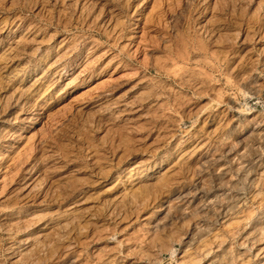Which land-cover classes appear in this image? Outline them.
<instances>
[{
    "label": "rangeland",
    "instance_id": "rangeland-1",
    "mask_svg": "<svg viewBox=\"0 0 264 264\" xmlns=\"http://www.w3.org/2000/svg\"><path fill=\"white\" fill-rule=\"evenodd\" d=\"M263 2L0 0L1 263L37 242L43 251L30 253L34 264H72L58 250L51 258L48 242L56 245L66 236L78 264H128L126 253L137 257L135 264H205L199 242L228 264H239V252L248 248L246 258L255 263L257 250L242 244L241 230L226 237L222 251L212 234L224 233L223 221L238 202L247 223L264 220V201L253 194L264 188L257 179L264 170ZM255 125L261 130L257 134L251 131ZM212 156L217 161L208 163ZM139 163L169 168V204H162L158 191L144 203L134 202L133 187L144 183L133 170ZM209 199L218 204L202 224L191 227ZM156 222L170 225L153 230ZM42 232L48 236L37 241ZM223 250L230 253L225 258Z\"/></svg>",
    "mask_w": 264,
    "mask_h": 264
},
{
    "label": "bare ground",
    "instance_id": "bare-ground-1",
    "mask_svg": "<svg viewBox=\"0 0 264 264\" xmlns=\"http://www.w3.org/2000/svg\"><path fill=\"white\" fill-rule=\"evenodd\" d=\"M139 1V0H138ZM214 1V0H213ZM245 1V0H244ZM247 1V0H246ZM11 2V1H10ZM43 2V1H42ZM86 2V1H85ZM136 2V1H135ZM255 2V1H254ZM72 3H73V1H72ZM237 3V2H236ZM258 3V2H257ZM264 3V2H263ZM238 4V3H237ZM18 5V4H17ZM236 5V4H235ZM243 5V4H242ZM37 6V5H36ZM35 6V7H36ZM230 6V5H229ZM234 6V5H233ZM232 6V7H233ZM240 6V5H239ZM34 7V6H33ZM42 7V6H41ZM77 7H79V6H77ZM139 7V6H138ZM253 7V6H252ZM261 7V6H260ZM30 8V7H29ZM40 8V7H39ZM38 8V9H39ZM80 8V7H79ZM84 9V8H83ZM233 9V8H232ZM239 9V8H238ZM242 9V8H241ZM43 10V9H42ZM137 10H138V8H137ZM41 11V10H40ZM140 11V10H139ZM144 12V11H143ZM259 12H261L260 10H259ZM74 14H76V13H74ZM207 16V15H206ZM96 17V16H95ZM98 17V16H97ZM100 20V19H99ZM106 21V20H105ZM108 21V20H107ZM203 21V20H202ZM207 21V20H206ZM205 22V21H204ZM262 22H264L263 20H262ZM20 23V22H19ZM208 24V23H207ZM201 26V25H200ZM6 27V26H5ZM34 27V26H33ZM205 27V26H204ZM24 28V27H23ZM31 28V27H30ZM29 28V29H30ZM203 28V27H202ZM201 28V29H202ZM28 29V30H29ZM206 29V28H205ZM205 29H203V30H205ZM210 29V28H209ZM17 30V29H16ZM19 30V29H18ZM26 30V29H25ZM207 30H208V27H207ZM210 31V30H209ZM212 31V30H211ZM216 31V30H215ZM18 33V32H17ZM20 33V32H19ZM45 34V33H44ZM206 34H207V32H206ZM212 34V33H211ZM217 34H218V32H217ZM29 35V34H28ZM205 35V34H204ZM210 35V34H209ZM21 36V35H20ZM43 36V35H42ZM203 36V35H202ZM215 36V35H214ZM3 37V36H2ZM27 37V36H26ZM35 37V36H34ZM55 37V36H54ZM210 37V36H209ZM208 37V38H209ZM30 38V37H29ZM39 38V37H38ZM21 39V38H20ZM34 40V39H33ZM1 41V40H0ZM66 41V40H65ZM235 41V40H234ZM62 42V41H61ZM40 43V42H39ZM45 43V42H44ZM49 43V42H48ZM47 43V44H48ZM61 44H63V43H61ZM55 45V44H54ZM93 46V45H92ZM49 47V46H48ZM63 47H65V46H63ZM37 48V47H36ZM29 49V48H28ZM31 49V48H30ZM38 49H39V47H38ZM44 49V48H43ZM90 49V48H89ZM57 50V49H56ZM63 50V49H62ZM45 51V50H44ZM38 53V52H37ZM248 54V53H247ZM261 54H262V52H261ZM71 55V54H70ZM34 56V55H33ZM36 56V55H35ZM39 56V55H38ZM45 56V55H44ZM56 56V55H55ZM69 56V55H68ZM67 56V57H68ZM64 58V57H63ZM13 60V59H12ZM55 63V62H54ZM58 64V63H57ZM60 64V63H59ZM53 67V66H52ZM85 67V66H84ZM84 69V68H83ZM240 70H242V69H240ZM58 71V70H57ZM62 72V71H61ZM86 72V71H85ZM180 72V71H179ZM81 73H82V71H81ZM247 73V72H246ZM250 73H251V71H250ZM60 74V73H59ZM177 74V73H176ZM252 74H253V72H252ZM62 75V74H61ZM76 75V74H75ZM62 76H64V75H62ZM183 76V75H182ZM244 76V75H243ZM249 76V75H248ZM251 76V75H250ZM238 77V76H237ZM7 78V77H6ZM11 78V77H10ZM70 78V77H69ZM73 78H74V76H73ZM72 78V79H73ZM181 78V77H180ZM179 78V79H180ZM251 78V77H250ZM257 78H258V76H257ZM71 79V80H72ZM230 79V78H229ZM247 79H249V78H247ZM182 80V79H181ZM180 80V81H181ZM241 80V79H240ZM239 80V81H240ZM252 80V79H251ZM182 81H184V80H182ZM258 81V80H257ZM245 82V81H244ZM142 83V82H141ZM248 83V82H247ZM250 83H251V81H250ZM254 83V82H253ZM253 83H251V84H253ZM259 84V83H258ZM139 85V84H138ZM147 85V84H146ZM256 85V84H255ZM134 86V85H133ZM251 86V85H250ZM253 86H254V84H253ZM144 87V86H143ZM244 87V86H243ZM255 87V86H254ZM141 89V88H140ZM144 89V88H143ZM255 89H256V87H255ZM100 90V89H99ZM103 90V89H102ZM101 90V91H102ZM105 90V89H104ZM257 90V89H256ZM74 91V90H73ZM142 91V90H141ZM214 91V90H213ZM71 92V91H70ZM98 92V91H97ZM219 92V91H218ZM109 93V92H108ZM113 93V92H112ZM128 93V92H127ZM137 93V92H136ZM141 92H139V94H140ZM214 93V92H213ZM217 93V92H216ZM109 94H111V93H109ZM106 95H107V93H106ZM127 95V94H126ZM105 96V95H104ZM103 96V97H104ZM118 96V95H117ZM219 96H220V94H219ZM14 97V96H13ZM125 97V96H124ZM129 97V96H128ZM142 97V96H141ZM161 97V96H160ZM221 97V96H220ZM219 97V99H221ZM228 97V96H227ZM140 98V97H139ZM143 98V97H142ZM141 98V99H142ZM145 98V97H144ZM212 98V97H211ZM217 98H218V95H217ZM216 98V99H217ZM104 99V98H103ZM109 99H110V97H109ZM130 99V98H129ZM134 99V98H133ZM132 99V100H133ZM136 99H138V98H136ZM135 99V101H137ZM209 99V98H208ZM97 100V99H96ZM100 100V99H99ZM123 100V99H122ZM119 101V100H118ZM139 101V100H138ZM158 101V100H157ZM218 101H221V100H218ZM126 102H127V100H126ZM153 102H156L155 100L153 101ZM208 102V101H207ZM230 102V101H229ZM119 103H121V102H119ZM123 103V102H122ZM124 105H125V103H124ZM124 105H122V106H124ZM127 105V104H126ZM132 105V104H131ZM130 105V106H131ZM154 105V104H153ZM233 105H235V104H233ZM116 106V105H115ZM128 106V105H127ZM134 106V105H133ZM117 107V106H116ZM132 107V106H131ZM143 107V106H142ZM141 107V108H142ZM130 109H132V108H130ZM214 109V108H213ZM137 110V109H136ZM211 110V109H210ZM207 111H208V109H207ZM209 112H211V111H208V113ZM219 112V111H218ZM22 113V112H21ZM126 113V112H125ZM138 113V112H137ZM207 113V114H208ZM253 113V112H252ZM26 114H27V112H26ZM244 114V113H243ZM28 115V114H27ZM125 115V114H124ZM127 115H128V117L129 116H133V110H130V111H128L127 112ZM126 115V116H127ZM209 115V114H208ZM218 115V114H217ZM259 115V114H258ZM146 116V115H145ZM175 116V115H174ZM177 116V115H176ZM223 116V115H222ZM256 116V115H255ZM147 117V116H146ZM220 117V116H219ZM225 117V116H224ZM127 118V117H126ZM206 118V117H205ZM247 118H248V116H247ZM260 118H261V116H260ZM128 119V118H127ZM136 119V118H135ZM219 119V118H218ZM255 119V118H254ZM253 119V120H254ZM139 120V119H138ZM178 120V119H177ZM208 120H209V118H208ZM224 120V119H223ZM247 120H249V119H247ZM252 120V119H251ZM18 121V120H17ZM175 121V120H174ZM173 121V122H174ZM225 121V120H224ZM233 121V120H232ZM239 121V120H238ZM125 122V121H124ZM214 122V121H213ZM222 122V121H221ZM240 122V121H239ZM135 123V122H134ZM211 123V122H210ZM209 123V124H210ZM220 123V122H219ZM235 123V122H234ZM259 123V122H258ZM262 123V122H261ZM217 124V123H216ZM238 124V123H237ZM257 124V123H256ZM263 124V123H262ZM130 125V124H129ZM135 125V124H134ZM219 125V124H218ZM232 125V124H231ZM228 126V125H227ZM245 126V125H244ZM169 127H170V125H169ZM226 127V126H225ZM237 127V126H236ZM235 127V128H236ZM137 128V127H136ZM213 128V127H212ZM220 128V127H219ZM224 128V127H223ZM222 128V129H223ZM241 128H244V127H241ZM240 128V129H241ZM252 128V127H251ZM263 128V127H262ZM169 129V128H168ZM174 129V128H173ZM221 129V130H222ZM231 129V128H230ZM229 129V130H230ZM218 129H216L215 130V133H217L216 131H217ZM224 130V129H223ZM227 130V129H226ZM166 131V130H165ZM212 131H214L213 129H212ZM235 131V130H234ZM239 131V130H238ZM245 131V130H244ZM253 133H256L257 134V132L259 131V125H255V126H253V128H252V130H251ZM261 131V130H260ZM259 131V132H260ZM130 132V131H129ZM202 132V131H201ZM231 132H233V131H231ZM176 133V132H175ZM214 133V134H215ZM228 133V132H227ZM244 133V132H243ZM249 133V132H248ZM170 134V133H169ZM200 134V133H199ZM222 134H223V132H222ZM229 134V133H228ZM233 134V133H232ZM235 134V133H234ZM239 134V133H238ZM241 134V133H240ZM261 133H259V135H260ZM176 135H178V134H176ZM181 135V134H180ZM184 135V134H183ZM188 135V134H187ZM213 135V134H212ZM247 135V134H246ZM245 135V136H246ZM250 135H251V132H250ZM262 135V134H261ZM163 136V135H162ZM169 136V135H168ZM193 136V135H192ZM203 136V135H202ZM229 136H230V134H229ZM233 136V135H232ZM237 136V135H236ZM236 136H235V138H236ZM244 136V137H245ZM264 136V135H263ZM186 137V136H185ZM225 137V136H224ZM249 137V136H248ZM189 138H190V136H189ZM197 138V137H196ZM215 138V137H214ZM231 138V137H230ZM245 138H247V137H245ZM254 138V137H253ZM175 139V138H174ZM200 139V138H199ZM233 139H234V137H233ZM250 139V138H249ZM260 139V138H259ZM168 140V139H167ZM236 140V139H235ZM244 140V139H243ZM253 140V139H252ZM164 141V140H163ZM162 141V142H163ZM185 141V140H184ZM191 141V140H190ZM200 141V140H199ZM201 141H202V139H201ZM205 141H207V140H205ZM217 141V140H216ZM227 141V140H226ZM253 141H255V140H253ZM257 141V140H256ZM11 142V141H10ZM43 142V141H42ZM176 142V141H175ZM186 142V141H185ZM214 142V141H213ZM237 142V141H236ZM262 142V141H261ZM166 143V142H165ZM183 143V142H182ZM189 143V142H188ZM194 143V142H193ZM192 143V144H193ZM205 143V142H204ZM263 143V142H262ZM6 144V143H5ZM44 144V143H43ZM187 144V143H186ZM207 144V143H206ZM253 144V143H252ZM257 144V143H256ZM9 145H10V143H9ZM150 145V144H149ZM155 145V144H154ZM202 145V144H201ZM200 145V146H201ZM205 145V144H204ZM239 145V144H238ZM170 146V145H169ZM233 146V145H232ZM234 146H236V145H234ZM262 146H264V145H262ZM150 147V146H149ZM181 147V146H180ZM188 147V146H187ZM194 147V146H193ZM224 147V146H223ZM228 147V146H227ZM230 147V146H229ZM255 147V146H254ZM236 148V147H235ZM128 149V148H127ZM132 149V148H131ZM153 149V148H152ZM191 149H192V147H191ZM215 149V148H214ZM237 149V148H236ZM250 149V148H249ZM255 149H256V147H255ZM258 149V148H257ZM260 149V148H259ZM46 150V149H45ZM154 150V149H153ZM199 150V149H198ZM233 150H235V149H233ZM189 151H190V149H189ZM197 151V150H196ZM213 151V150H212ZM211 151V152H212ZM3 152V151H2ZM46 152V151H45ZM173 152V151H172ZM182 152V151H181ZM150 153V152H149ZM169 153H170V151H169ZM188 153V152H187ZM216 153H217V151H216ZM259 153V152H258ZM153 154V153H152ZM227 154V153H226ZM122 155V154H121ZM129 155V154H128ZM146 155V154H145ZM192 155V154H191ZM198 155V154H197ZM214 155H215V153H214ZM247 155V154H246ZM255 155V154H254ZM257 155V154H256ZM262 155V154H261ZM141 156V155H140ZM164 156H166V154L164 155ZM181 156V155H180ZM57 157V156H56ZM154 157V156H153ZM186 157V156H185ZM184 157V158H185ZM203 157V156H202ZM207 157V156H206ZM42 158V157H41ZM130 158V157H129ZM146 158V157H145ZM193 158V157H192ZM224 158V157H223ZM244 158V157H243ZM246 158V157H245ZM259 158V157H258ZM54 159V158H53ZM136 159V158H135ZM144 159V158H143ZM179 159V158H178ZM235 159V158H234ZM247 159V158H246ZM248 159H250L249 157H248ZM130 160V159H129ZM137 160V159H136ZM145 160V159H144ZM155 160V159H154ZM174 160V159H173ZM220 160V159H219ZM11 161V160H10ZM161 161V160H160ZM164 161V160H163ZM206 161L209 163H214L215 161H217L216 160V158H215V156H212L211 158H206ZM241 161V160H240ZM27 162V161H26ZM44 162V161H43ZM189 162V161H188ZM254 162H257V160L256 161H254ZM53 163V162H52ZM133 163V162H132ZM143 163H145V162H143ZM154 163H156V162H154ZM207 163V164H208ZM240 163V162H239ZM262 163V162H261ZM46 164V163H45ZM166 164V163H165ZM186 164V163H185ZM207 164H206V166H207ZM229 164V163H228ZM246 164H247V162H246ZM258 164H260V163H258ZM263 164V163H262ZM124 165H127V164H124ZM131 165V164H130ZM156 165V164H155ZM172 165V164H171ZM181 165V164H180ZM213 165V164H212ZM220 165V164H219ZM225 165V164H224ZM241 165V164H240ZM261 165V164H260ZM144 166V165H143ZM154 166V165H153ZM191 166V165H190ZM198 166V165H197ZM196 166V167H197ZM205 166V167H206ZM254 166V165H253ZM126 167V166H125ZM132 167V166H131ZM180 167V166H179ZM189 167V166H188ZM195 167V168H196ZM223 167V166H222ZM226 167V166H225ZM228 167V166H227ZM237 167V166H236ZM240 167V166H239ZM258 167V166H257ZM263 167V166H262ZM182 168V167H181ZM184 168V167H183ZM242 168V167H241ZM169 168L168 167H162V165L161 166H155L154 168H152V169H147L146 167H144V168H142V165H140V163L139 164H136V165H134V169L133 170H135V174L137 175L136 176V178H137V180H138V182H144V183H141V184H137V186L136 187H133L134 189H133V191L131 192V196H133V198H134V200H132V201H134V202H136V203H144L148 198H149V196L153 193V191H158V195L159 196H161L162 197V204L163 205H165L166 203H168L169 204V202H170V200H171V197H170V195L172 194H170V192H171V190L169 189V187L170 186H172L173 184H171L170 185V183H172L171 181H170V179H169V176H168V173H169V170H168ZM205 169V168H204ZM207 169V168H206ZM219 169V168H218ZM221 169V168H220ZM247 168H245L244 170H246ZM46 170V169H45ZM123 170V169H122ZM130 170V169H129ZM208 170V169H207ZM206 170V171H207ZM258 170V169H257ZM121 171V170H120ZM125 171V170H124ZM131 171V170H130ZM175 171V170H174ZM187 171V170H186ZM194 171V170H193ZM202 170L201 169H198V175L200 174H202V172H201ZM235 171V170H234ZM256 171V170H255ZM254 172V171H253ZM126 173V172H125ZM175 173V172H174ZM216 173V172H215ZM227 173H229V172H227ZM250 173H252V172H250ZM34 174V173H33ZM127 174V173H126ZM171 174H173V173H171ZM188 174V173H187ZM190 174V173H189ZM232 174V173H231ZM243 174H245V173H243ZM132 175V174H131ZM125 176V175H124ZM192 176H193V174H192ZM207 176V175H206ZM206 176H205V179H206ZM230 176V175H229ZM36 177V176H35ZM46 177V176H45ZM52 177V176H51ZM173 177V176H172ZM175 177H177V176H175ZM248 177V176H247ZM43 178V177H42ZM41 178V179H42ZM48 178V177H47ZM113 178H115V177H113ZM130 178V177H129ZM191 178V177H190ZM193 178V177H192ZM225 178V177H224ZM237 178V177H236ZM244 179H246L245 178V176L243 177ZM46 179V178H45ZM122 179V178H121ZM186 179V178H185ZM234 179V178H233ZM253 179H255V178H253ZM257 179L260 181V182H262L263 183V185H264V170H259L258 172H257ZM49 180V179H48ZM120 180V179H119ZM220 180V179H219ZM231 180V179H230ZM256 180V179H255ZM24 181V180H23ZM28 181V180H27ZM46 181V180H45ZM114 181V180H113ZM112 181V182H113ZM116 181V180H115ZM122 181V180H121ZM133 181V180H132ZM197 181V180H196ZM222 181V180H221ZM245 181V180H244ZM173 182H175V181H173ZM200 182V181H199ZM202 182V181H201ZM209 182V181H208ZM236 182V181H235ZM247 182V181H246ZM48 183V182H47ZM64 183V182H63ZM116 183V182H115ZM179 183H180V180H179ZM196 183V182H195ZM198 183V182H197ZM130 184V183H129ZM134 184H135V182H134ZM184 184V183H183ZM193 184V183H192ZM203 184V183H202ZM205 184V183H204ZM208 184V183H207ZM212 184V183H211ZM221 184V183H220ZM233 184V183H232ZM254 184H256V183H254ZM259 184V183H258ZM27 185H30V184H27ZM47 185H49V184H47ZM262 185V184H261ZM262 185V186H263ZM57 186V185H56ZM61 186V185H60ZM105 186V185H104ZM103 186V187H104ZM108 186V185H107ZM120 186V185H119ZM223 186V185H222ZM256 186H257V184H256ZM259 186V185H258ZM48 187V186H47ZM52 187V186H51ZM75 187V186H74ZM87 187V186H86ZM132 187V186H131ZM213 187V186H212ZM34 188V187H33ZM55 188V187H54ZM59 188V187H58ZM84 188V187H83ZM90 188V187H89ZM129 188V187H128ZM193 188V187H192ZM223 188V187H222ZM67 189V188H66ZM78 189V188H77ZM105 189V188H104ZM116 189V188H115ZM195 189V188H194ZM125 190V189H124ZM129 190V189H128ZM127 190V191H128ZM207 190V189H206ZM245 190V189H244ZM17 191V190H16ZM45 191H46V189H45ZM199 191V190H198ZM253 191V190H252ZM48 192V191H47ZM46 192V193H47ZM79 192V191H78ZM121 192V191H120ZM129 192H130V190H129ZM210 192V191H209ZM220 192H222V191H220ZM219 192V193H220ZM234 192V191H233ZM254 192V191H253ZM45 193V192H44ZM66 193V192H65ZM82 193V192H81ZM103 193H104V191H103ZM180 193V192H179ZM199 193V192H198ZM252 193V192H251ZM119 194V193H118ZM156 194V193H155ZM218 194V193H217ZM253 194H255L254 196L255 197H259L260 196V198H262V201H264V188H261L260 189V187H259V189L258 188H255V192L253 193ZM43 195V194H42ZM79 195V194H78ZM77 195V196H78ZM84 195V194H83ZM106 195V194H105ZM178 195V194H177ZM219 195V194H218ZM104 196V195H103ZM119 196V195H118ZM118 196H116V197H118ZM179 196V195H178ZM181 196H184L183 195V193L180 195V198H181ZM188 196V195H187ZM206 196V195H205ZM225 196V195H224ZM227 196V195H226ZM237 196V195H236ZM243 196V195H242ZM42 197V196H41ZM40 197V198H41ZM44 197V196H43ZM100 197V196H99ZM128 197V196H127ZM156 197V196H155ZM215 197V196H214ZM214 197H212V198H214ZM216 197H218V196H216ZM221 197V196H220ZM39 198V197H38ZM71 198V197H70ZM75 198V197H74ZM159 198V197H158ZM178 198V197H177ZM246 198V197H245ZM98 199V198H97ZM103 199H104V197H103ZM121 199V198H120ZM123 199V198H122ZM128 199V198H127ZM153 199V198H152ZM173 199V198H172ZM182 199V198H181ZM185 199H186V196H185ZM198 199V198H197ZM196 199V200H197ZM203 199V198H202ZM207 199V198H206ZM218 199V198H217ZM222 199V198H221ZM55 200V199H54ZM76 200V199H75ZM79 200H80V198H79ZM83 200V199H82ZM89 200H91V199H89ZM102 200V199H101ZM115 200V199H114ZM178 200V199H177ZM210 200V199H209ZM69 201H70V199H69ZM87 201V200H86ZM92 201V200H91ZM94 201V200H93ZM131 201V200H130ZM230 201V200H229ZM244 201V200H243ZM248 201V200H247ZM253 201V200H252ZM255 201H256V199H255ZM67 202V201H66ZM65 202V203H66ZM77 202V201H76ZM85 202V201H84ZM98 202V201H97ZM186 202V201H185ZM203 202V201H202ZM226 202V201H225ZM246 202V201H245ZM258 202V201H257ZM45 203V202H44ZM80 203V202H79ZM79 203H78V205H79ZM96 203V202H95ZM94 203V204H95ZM105 203V202H104ZM118 203V202H117ZM125 203V202H124ZM152 203V202H151ZM154 203V202H153ZM194 203H195V201H194ZM200 203V202H199ZM262 203H264V202H262ZM262 203H261V205H262ZM35 204V203H34ZM70 204V203H69ZM101 204V203H100ZM106 204H108V203H106ZM112 204V203H111ZM127 204V203H126ZM167 204V205H168ZM186 204H188V203H186ZM201 204V203H200ZM218 203H217V201L216 200H210V201H208V202H206V203H204V205L203 206H201V208H200V210H199V214L197 215L198 216V218H195L194 220H192V222H190L191 224H189V225H191V227H197L198 225H199V223H201L204 219H205V215H207L206 213H208L212 208L214 209L215 208V206L217 205ZM233 204V203H232ZM241 204L242 203H236L234 206H232V208H230V210H231V212H229V216H227L226 217V219H224V221H223V227H222V230H223V232L224 233H220V232H214L213 234H212V239H213V241H214V243H216V247L217 248H219L220 249V251H222V247H223V245L225 244V242H226V237L228 236V235H231L235 230H241L243 233H244V240H243V242H242V244L243 245H245L246 243L247 244H250V246H253L257 251H255V252H257L256 253V255H257V258H258V260L255 262V263H250L249 262V260H248V258H246L247 257V253H246V250L248 249H244V250H242L241 252H239V256H240V258H241V260H240V262H239V264H264V220L261 222V224L260 223H253V225H250L249 223H247L246 222V215L247 214H244V209H242V206H241ZM248 204V203H247ZM86 205V204H85ZM88 205V204H87ZM86 205V206H87ZM117 205V204H116ZM129 205V204H128ZM136 205H139V204H136ZM194 205V204H193ZM226 205V204H225ZM246 205V204H245ZM10 206V205H9ZM71 206V205H70ZM84 206V205H83ZM115 206V205H114ZM151 206V205H150ZM255 206V205H254ZM254 206H252V207H254ZM39 207V206H38ZM88 207V206H87ZM102 207V206H101ZM109 207V206H108ZM143 207V206H142ZM194 207V206H193ZM198 207V206H197ZM227 207V206H226ZM264 207V206H263ZM45 208V207H44ZM43 208V209H44ZM145 208V207H144ZM188 208V207H187ZM217 208H219V207H217ZM247 208V207H246ZM32 209V208H31ZM36 209V208H35ZM39 209V208H38ZM68 209V208H67ZM98 209V208H97ZM107 209H109V208H107ZM120 209V208H119ZM130 209V208H129ZM168 209V208H167ZM171 209V208H170ZM250 209V208H249ZM60 210V209H59ZM66 210V209H65ZM75 210V209H74ZM85 210H87V209H85ZM84 210V211H85ZM90 210V209H89ZM100 210V209H99ZM134 210V209H133ZM185 210V209H184ZM183 210V211H184ZM190 210H192V209H190ZM251 210V209H250ZM27 211V210H26ZM39 211V210H38ZM73 211V210H72ZM92 211V210H91ZM109 211V210H108ZM112 211V210H111ZM114 211V213H115V209L113 210ZM117 211V210H116ZM172 211H173V209H172ZM246 211H247V209H246ZM31 212V211H30ZM46 212V211H45ZM54 212V211H53ZM74 212V211H73ZM86 212V211H85ZM93 212V211H92ZM104 212V211H103ZM136 212V211H135ZM134 212V213H135ZM162 212V211H161ZM174 212H175V210H174ZM112 213V212H111ZM132 213V212H131ZM140 213H142V212H140ZM159 213V212H158ZM227 213V212H226ZM252 213H253V210H252ZM262 213V212H261ZM51 214V213H50ZM101 214V213H100ZM107 214V213H106ZM122 214V213H121ZM127 214H128V212H127ZM21 215V214H20ZM40 215V214H39ZM49 215V214H48ZM78 215H79V213H78ZM87 215V214H86ZM92 215V214H91ZM104 215V214H103ZM118 215H120V214H118ZM149 215V214H148ZM170 215V214H169ZM225 215V214H224ZM251 215V214H250ZM257 215V214H256ZM34 216H35V214H34ZM37 216V215H36ZM46 216H47V214H46ZM81 216V215H80ZM106 216V215H105ZM125 216V215H124ZM142 216V215H141ZM146 216V215H145ZM184 216V215H183ZM210 216V215H209ZM66 217V216H65ZM79 217V216H78ZM77 217V218H78ZM95 217V216H94ZM120 217V216H119ZM121 217H122V215H121ZM164 217V216H163ZM13 218V217H12ZM16 218V217H15ZM29 218H30V216H29ZM32 218H33V216H32ZM35 218V217H34ZM74 218H75V216H74ZM73 218V219H74ZM76 218V219H77ZM82 218V217H81ZM130 218V217H129ZM133 218V217H132ZM167 218V217H166ZM211 218V217H210ZM250 218V217H249ZM52 219V218H51ZM57 219V218H56ZM62 219V218H61ZM75 219V220H76ZM141 219V218H140ZM144 219V218H143ZM163 220L165 219V218H162ZM168 219V218H167ZM257 219V218H256ZM259 219V218H258ZM15 220V219H14ZM22 220V219H21ZM20 220V221H21ZM25 220V219H24ZM88 220V219H87ZM115 220V219H114ZM129 220V219H128ZM159 220V219H158ZM161 220V219H160ZM162 220V221H163ZM207 220V219H206ZM72 221V220H71ZM116 221V220H115ZM124 221V220H123ZM127 221V220H126ZM125 221V222H126ZM140 221V220H139ZM209 221V220H208ZM211 221V220H210ZM34 222V221H33ZM38 222V221H37ZM46 222H48V221H46ZM53 222V221H52ZM63 222V221H62ZM96 222V221H95ZM106 222V221H105ZM132 222V221H131ZM169 222V221H168ZM182 223L184 222L185 223V218H182V221H181ZM31 223V222H30ZM92 223V222H91ZM108 223V222H107ZM121 223V222H120ZM164 223V222H163ZM163 223H161V222H156L155 224H154V226H153V230H158V229H160V228H162V229H165V228H167L169 225H170V223L168 224V223H166V224H163ZM12 224H13V222H12ZM31 224H33V223H31ZM43 224V223H42ZM56 224V223H55ZM86 224V223H85ZM90 224V223H89ZM102 224V223H101ZM101 224H99V225H101ZM110 224V223H109ZM129 224V223H128ZM148 224H149V222H148ZM175 224V223H174ZM202 224V223H201ZM10 225V224H9ZM27 225H28V223H27ZM63 225L67 228V226L69 225V221H65L64 223H63ZM75 225V224H74ZM221 225V224H220ZM39 226V225H38ZM55 226V225H54ZM79 226V225H78ZM91 226V225H90ZM102 226V225H101ZM110 226V225H109ZM152 226V225H151ZM222 226V225H221ZM0 227H1V225H0ZM3 227V226H2ZM105 227V226H104ZM111 227V226H110ZM203 227V226H202ZM211 227V226H210ZM31 228V227H30ZM171 228H172V226H171ZM183 228H185V227H183ZM29 229V228H28ZM36 229V228H35ZM45 229V228H44ZM43 229V230H44ZM109 229V228H108ZM113 229V228H112ZM130 229H132V228H130ZM139 229V228H138ZM144 229V228H143ZM147 229V228H146ZM145 229V230H146ZM178 229V228H177ZM6 230V229H5ZM64 230V229H63ZM81 230H83V228H81ZM117 230V229H116ZM149 230H151V229H149ZM171 230V229H170ZM180 230V229H179ZM187 230V229H186ZM221 230V231H222ZM3 231V230H2ZM24 231V230H23ZM73 231V230H72ZM130 231V230H129ZM174 231V230H173ZM6 232V231H5ZM14 232V231H13ZM35 232V231H34ZM75 232V231H74ZM163 232V231H162ZM170 232V231H169ZM194 232V231H193ZM7 233V232H6ZM17 233V232H16ZM19 233V232H18ZM66 233V232H65ZM76 233H77V231H76ZM101 233V232H100ZM106 233V232H105ZM108 233V232H107ZM154 233H156V232H154ZM161 233V232H160ZM168 233V232H167ZM173 233V232H172ZM179 233H181V232H179ZM116 234V233H115ZM125 234V233H124ZM134 234V233H133ZM143 234V233H142ZM34 235V234H33ZM56 235V234H55ZM54 235V236H55ZM64 235V234H63ZM118 235V234H117ZM145 235V234H144ZM164 235H165V233H164ZM163 235V236H164ZM170 235V234H169ZM177 235V234H176ZM243 235V234H242ZM47 237L48 236V233L46 234H44L43 232L41 233V234H38V236H37V241H39L42 237ZM82 237H83V235H81ZM123 236V235H122ZM153 236V235H152ZM166 236V235H165ZM164 236V237H165ZM206 236V235H205ZM63 237H65V236H63ZM113 237V236H112ZM157 237V236H156ZM159 237V236H158ZM168 237V236H167ZM185 237V236H184ZM200 237H202V236H200ZM199 237V238H200ZM207 237V236H206ZM20 238V237H19ZM73 238V237H72ZM103 238V237H102ZM140 238V237H139ZM170 238H172V237H170ZM174 238V237H173ZM193 238V237H192ZM232 238V237H231ZM2 239V238H1ZM59 239H61V238H59ZM70 239V238H69ZM68 239V236H66L65 237V239L63 240V241H61L60 243H57L56 245L54 244V241L53 242H51V243H49L48 242V244L50 245V250H51V258H53L54 257V255L55 254H59L60 256H68V257H70L71 258V263L72 264H78V261H79V256L77 255H75V250H74V248H72L73 246H72V244H71V242H70V240ZM90 239V238H89ZM138 239V238H137ZM168 239V238H167ZM177 239H179V238H177ZM176 239V240H177ZM182 239H183V237H182ZM48 240V239H47ZM80 240V239H79ZM95 240V239H94ZM153 240V239H152ZM163 240V239H162ZM200 240V239H199ZM78 241V240H77ZM103 241V240H102ZM159 241V240H158ZM168 241V240H167ZM184 241V240H183ZM111 242H113V241H111ZM153 242V241H152ZM161 242V241H160ZM174 242V241H173ZM179 242V241H178ZM181 242H182V240H181ZM198 242V241H197ZM207 242V241H206ZM209 242V241H208ZM2 243V242H1ZM21 243V242H20ZM103 243V242H102ZM116 243V242H115ZM24 244V243H23ZM41 244V243H40ZM80 244V243H79ZM87 244V243H86ZM125 244V243H124ZM126 244H128L127 243V241H126ZM142 244V243H141ZM151 244V243H150ZM159 244V243H158ZM164 244V243H163ZM172 244V243H171ZM178 244V243H177ZM182 244V243H181ZM229 244V243H228ZM246 244V245H247ZM16 245V244H15ZM74 245V244H73ZM98 245V244H97ZM114 245V244H113ZM120 245V244H119ZM140 245V244H139ZM138 245V246H139ZM175 245V244H174ZM197 245V244H196ZM207 245V244H206ZM211 245V244H210ZM243 245H241V247H243ZM245 245V246H246ZM44 246V245H43ZM75 246H77V245H75ZM79 246V245H78ZM103 246V245H102ZM141 246V245H140ZM159 246V245H158ZM170 246H172V245H170ZM193 246V245H192ZM212 246V245H211ZM214 246V247H215ZM226 246H227V244H226ZM248 246V245H247ZM4 247V246H3ZM8 247H10V246H8ZM82 247V246H81ZM111 247V246H110ZM136 247V246H135ZM147 247V246H146ZM160 247V246H159ZM175 247V246H174ZM174 247L172 248V249H174ZM198 250H199V253L201 254V255H203V257L204 258H206L207 260H206V263L205 262H203V263H205V264H228L226 261H224L222 258H213V256L211 255V252H210V250H208L206 247H205V245H203V243H200L199 242V245H198ZM214 247H213V249H214ZM228 247V246H227ZM128 248V247H127ZM144 248V247H143ZM169 248H171V247H169ZM190 248V247H189ZM251 248V247H250ZM14 249V248H13ZM100 249V248H99ZM147 249V248H146ZM154 249V248H153ZM165 249H167V248H165ZM187 249V248H186ZM226 249V248H225ZM240 249V248H239ZM238 249V250H239ZM58 250V252L57 253H55L56 251ZM88 250V249H87ZM97 250V249H96ZM101 250V249H100ZM104 250V249H103ZM111 250V249H110ZM118 250V249H117ZM129 250V249H128ZM148 250V249H147ZM169 250V249H168ZM237 250V251H238ZM249 250V249H248ZM41 251H43V247L42 246H40L37 242H33V244H28V245H24L21 249H20V251H19V253L17 254V255H15V256H13L12 258H11V261H10V263H4V264H34L36 261H37V259H36V261L34 262L33 261V257H31L30 256V253L31 252H34V254H33V256L35 255V254H39ZM94 251V250H93ZM99 251V250H98ZM148 251H150V250H148ZM166 251V250H165ZM173 251V250H172ZM171 250H170V252H172ZM184 251H187V250H184ZM192 251V250H191ZM224 251V253H223V257L225 258V256H227L228 255V253H227V251L228 250H223ZM8 252V251H7ZM90 252V251H89ZM120 252H121V250H120ZM122 252H124L123 250H122ZM138 252H141V251H138ZM153 252V251H152ZM168 252V251H167ZM196 252V251H195ZM253 252V251H252ZM255 252H254V254H255ZM5 253V252H4ZM81 253H83V252H81ZM104 253V252H103ZM172 253H174V251L172 252ZM183 253H185V255H186V252H183ZM234 253V252H233ZM237 253V252H236ZM249 253V252H248ZM49 254V253H48ZM87 254V253H86ZM102 254V253H101ZM100 254V255H101ZM145 254V253H144ZM154 254V253H153ZM230 254V253H229ZM105 255V254H104ZM108 255V254H107ZM117 255V254H116ZM118 255H119V253H118ZM122 255H124V254H122ZM122 255L120 256V257H122ZM189 255V254H188ZM10 256V255H9ZM36 256V255H35ZM93 256H95V255H93ZM111 256V255H110ZM125 260L127 261V263L128 264H135L136 263V261H137V257L135 256V255H132V254H129V253H126L125 255ZM154 256H155V254H154ZM157 256V255H156ZM116 257V256H115ZM114 257V258H115ZM118 257V256H117ZM145 257H148V256H146L145 255ZM152 257V256H151ZM150 257V258H151ZM183 257V256H182ZM188 257V256H187ZM202 257V256H201ZM222 257V256H221ZM252 256H250V258H251ZM3 258V257H2ZM7 258H9L10 259V257H7ZM49 258H50V256H49ZM63 258V257H62ZM81 258V257H80ZM87 258H89V257H87ZM94 258V257H93ZM98 258H99V255H98ZM97 258V259H98ZM46 259V258H45ZM61 259V258H60ZM90 259V258H89ZM103 259V258H102ZM159 259V258H158ZM187 259V258H186ZM198 259V258H197ZM41 260H43V259H40V261ZM81 260V259H80ZM155 260V259H154ZM177 260V259H176ZM180 260V259H179ZM194 260V257H189L188 258V262L189 263H192V261ZM2 261V260H1ZM1 261H0V264H3V263H1ZM39 261V260H38ZM52 261H54V260H52ZM69 261V260H68ZM118 261V260H117ZM161 261V260H160ZM181 261V260H180ZM85 262V261H84ZM83 262V263H84ZM116 262V261H115ZM144 262V261H143ZM171 262V261H170ZM176 262V261H175ZM179 262V261H178ZM182 262H183V260H182ZM185 262V261H184ZM197 262V261H196ZM201 262V261H200ZM47 263V262H46ZM106 263V262H105ZM138 263V262H137ZM140 263V262H139ZM147 263V262H146ZM80 264V263H79ZM87 264V263H86ZM149 264V263H148Z\"/></svg>",
    "mask_w": 264,
    "mask_h": 264
}]
</instances>
